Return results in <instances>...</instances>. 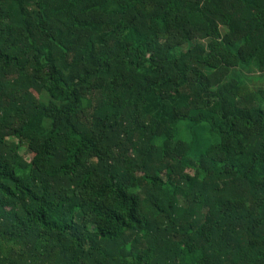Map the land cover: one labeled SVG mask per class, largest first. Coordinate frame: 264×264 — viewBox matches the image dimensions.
<instances>
[{"label": "trees", "instance_id": "trees-1", "mask_svg": "<svg viewBox=\"0 0 264 264\" xmlns=\"http://www.w3.org/2000/svg\"><path fill=\"white\" fill-rule=\"evenodd\" d=\"M253 74L264 0H0V264H264Z\"/></svg>", "mask_w": 264, "mask_h": 264}, {"label": "rangeland", "instance_id": "rangeland-1", "mask_svg": "<svg viewBox=\"0 0 264 264\" xmlns=\"http://www.w3.org/2000/svg\"><path fill=\"white\" fill-rule=\"evenodd\" d=\"M247 79L251 80V81H254L256 84H264L263 83L264 82V77H261V76H259L257 74L248 75ZM181 133H182V136H184L187 139L192 136V133L189 130H187V129L183 130V128H182ZM206 139L210 140L211 142L214 141V138L211 135H207ZM194 149L196 150V153H200L201 151H203L205 149V147H204L203 144L202 145H195Z\"/></svg>", "mask_w": 264, "mask_h": 264}]
</instances>
